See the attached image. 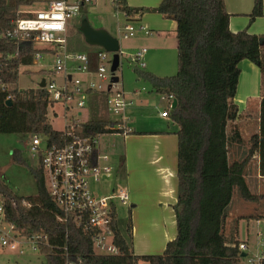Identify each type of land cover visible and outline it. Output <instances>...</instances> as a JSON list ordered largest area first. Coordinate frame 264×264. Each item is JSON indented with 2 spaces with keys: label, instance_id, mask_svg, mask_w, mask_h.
Masks as SVG:
<instances>
[{
  "label": "trees",
  "instance_id": "16d2710c",
  "mask_svg": "<svg viewBox=\"0 0 264 264\" xmlns=\"http://www.w3.org/2000/svg\"><path fill=\"white\" fill-rule=\"evenodd\" d=\"M34 1L0 0V34L13 28L14 20L20 16V6H30ZM112 8L114 11L120 8L128 16L144 10L155 11L176 22V73L157 76L141 68L133 69L154 91L171 93L177 101L168 110L170 119L178 126L177 192L172 206L175 237L166 242L162 253L135 254L130 215L124 224L114 217V241L119 252L97 254L73 222L58 221L59 209L46 190L39 165L32 169L34 196L14 194L0 177L2 219L12 224L19 235L38 237V251L45 258L43 264H240L239 240L236 234L226 233L225 226L234 188L245 200L259 198L250 191L245 175L256 153L259 173L264 176V95L258 131L247 139L248 147L240 158L230 160L231 145L243 144V137L233 123L239 116L233 98L242 60L257 65L263 77L264 36L245 29L231 31L224 0H161L158 6L149 9H132L125 0H115ZM263 11V0H253L249 21ZM16 50L17 55L6 58ZM35 51L32 42L0 37V133L21 134L26 139L43 134L52 142L61 133L47 120V91L40 86L25 89L17 86L19 67L31 64ZM89 59L90 66H96V52L89 54ZM86 94H100L106 103V91L88 89ZM8 95L10 104L5 102ZM113 122L87 119L80 125V131L112 133L115 131L108 125ZM12 156L14 161L23 162L19 152L14 150Z\"/></svg>",
  "mask_w": 264,
  "mask_h": 264
},
{
  "label": "built area",
  "instance_id": "2783aa9c",
  "mask_svg": "<svg viewBox=\"0 0 264 264\" xmlns=\"http://www.w3.org/2000/svg\"><path fill=\"white\" fill-rule=\"evenodd\" d=\"M115 0H110L114 3ZM92 0H47L38 9L18 11L12 29H8L1 36L15 39L16 42L29 41L36 49L33 59L41 57L37 43H50L49 50L53 53L51 72H61L63 81L56 85L53 81L44 82L43 88L48 93L49 105L53 115L57 116V108L62 109L63 127L56 130L61 135L55 141H49L43 134L29 137L25 143L26 151L31 160L37 161L42 168L46 190L59 209L58 221L73 222L82 235L87 238L97 254L115 255L119 249L115 244L113 218L118 217L116 202L129 204V192L122 186L113 187L108 192L96 193L90 188V181L99 182L111 175L112 168L107 163L108 155L98 148L99 134L80 131L81 110L86 106V91L88 89L107 92L106 108L118 119L108 125L117 133L126 134L130 127L127 108L131 104L125 92L118 87L119 79L114 82L111 77L115 72L110 71L112 53L100 47L96 51L98 62L94 74L99 79L84 81L73 72H90V59L85 53H68L66 51L65 31L67 21L80 13V7L91 4ZM124 13V12H123ZM126 17H129L124 13ZM137 30L149 34V30L140 25L138 29L126 23L122 28L124 38L132 36ZM120 31V30H119ZM120 31V32H121ZM48 49V48H47ZM145 48L134 51L131 59L140 68L145 66ZM18 54V50L7 54L11 58ZM120 55V50H119ZM109 66V67H108ZM143 89V88H142ZM138 90H134L137 93ZM76 97V99H75ZM167 100L168 105L161 115L167 116L172 100L171 93L160 95ZM10 99V96H7ZM75 100V105L70 103ZM78 110L77 114L74 111ZM0 216L3 207L0 202ZM7 229H0V247L17 248L23 242L31 245V249H38L37 236L24 237L19 235L12 224ZM260 236V233H258ZM44 238V237H43ZM238 249L244 252L245 261L240 264H264V240L258 244L254 254L248 255V244L239 240ZM22 253V249L19 248ZM66 264H72L66 262Z\"/></svg>",
  "mask_w": 264,
  "mask_h": 264
},
{
  "label": "rangeland",
  "instance_id": "374dc122",
  "mask_svg": "<svg viewBox=\"0 0 264 264\" xmlns=\"http://www.w3.org/2000/svg\"><path fill=\"white\" fill-rule=\"evenodd\" d=\"M47 0H35L30 6H20L18 11L28 9H38L44 5ZM92 5L84 6V9L78 14L71 17L67 21L65 40L66 51L68 53H94L100 47L96 45L88 44L83 34L79 30L80 23L85 19L92 28L104 27L110 32L111 35L117 38L119 43V66L115 71V75L118 76L119 85L126 93V97L136 100L137 98L148 96V105L143 107L147 108L145 113H133L129 124L135 129L140 126L144 129L151 128V126L162 125L164 120L169 121V118H163L159 115V112L167 107V102L160 98V93L154 91L152 86L138 78L133 71L135 66L134 61L131 59V55L134 51L145 48L147 50L144 56L145 66L141 69L146 70V64L151 62L153 66H156L158 70L156 75L167 76L174 75L176 73V51L169 50V40L156 38V32L149 30L145 22H140L139 19H133L131 16L126 17L122 9L112 8L110 0H92ZM128 23L134 28L138 29L140 25L145 29L151 31L150 34H143L142 32H135L132 36L124 38L122 35L123 26ZM104 29V30H105ZM121 32H120V31ZM36 47L39 49H46L51 47L50 43H37ZM41 51V50H40ZM41 57L33 59L31 64L21 65L18 70L17 86L21 89L38 87L41 79L44 81H53L56 85H61L63 81V75L61 72H51L53 53L50 51H41ZM152 57V58H151ZM109 67V66H108ZM148 70V69H147ZM85 72H73L74 76L80 78L83 77ZM91 78L99 83V79L96 75H92ZM85 81V80H84ZM263 89H264V75H263ZM132 88H136L137 94L130 93ZM143 88L142 90H140ZM76 99V97H75ZM71 105H75L73 100ZM57 116L53 115L51 108L47 111V120L53 129L61 130L63 127L62 109L57 108ZM78 110L74 111L77 114ZM81 120L87 119H107L116 121L118 116L113 115L106 108L105 101L102 105H86L81 110V115H78ZM138 121V122H137ZM139 121H142L140 124ZM239 128L244 139L243 147H247V139L256 130L255 120H247L245 123L238 122ZM170 124V123H169ZM117 133H106L99 135V143L104 152L108 155V164L111 165L113 171L111 176L101 180L99 182L90 181V188L96 193L105 192L106 186L110 185L112 180L116 181V187L123 185L125 175L123 172L117 174V169L121 161L122 143L119 138L116 137ZM29 138H24L21 134L15 133H0V177H2L8 186L12 189L14 194L19 196H34L36 193L35 182L32 175V169L38 167V163L35 160H31L25 148ZM19 152L23 162L14 161L12 152ZM239 151L230 147V159L238 158ZM118 171H121L119 168ZM254 159L251 160L248 173L250 174L246 179L249 189L252 193L258 194L259 198L254 201H248L243 199L238 191L234 188L231 201L228 205V216L225 226L226 233L236 234L238 240L246 241L248 244V255L254 254L258 249V244L261 240H264V178L259 179V185L255 187L256 183L253 181L254 173ZM127 203L121 204L116 202L119 212L118 217L123 221V224L128 216ZM246 215H254V217L246 218ZM255 217H258L255 218ZM163 222L161 221H140L137 225L139 228H144L150 235H156L157 227H160ZM175 224V223H174ZM172 223V225L174 226ZM0 229L6 230L7 223L0 216ZM155 233V234H154ZM260 233V236L258 235ZM140 237V236H139ZM156 236H153L155 239ZM175 237V234H174ZM173 237V238H174ZM172 238V239H173ZM171 239H168L169 241ZM166 241V242H167ZM158 250L160 245H155ZM19 248L22 249V253L19 252ZM138 250H145L140 246H137ZM157 252V251H155ZM161 252V251H160ZM162 253V252H161ZM158 254V253H156ZM45 258L37 250L31 249V245L27 242H23L17 248L0 247V264H43ZM241 261H245V257L241 258Z\"/></svg>",
  "mask_w": 264,
  "mask_h": 264
},
{
  "label": "crops",
  "instance_id": "0c3cea01",
  "mask_svg": "<svg viewBox=\"0 0 264 264\" xmlns=\"http://www.w3.org/2000/svg\"><path fill=\"white\" fill-rule=\"evenodd\" d=\"M160 1L161 0H125L127 6L132 9L155 8L158 6ZM92 4L93 3L83 5L82 10L84 9V6ZM224 4L226 11L229 13L228 26L231 31L236 32L245 29L251 34L264 36V11L262 15L255 17L252 21H249V14L253 8V0H224ZM131 17L133 19H139L140 22H145L149 30L156 32V38L164 40L168 39L169 42L167 43L169 50L173 47V50L176 51L177 42L175 37V20L165 18L155 11L147 10H144L141 13H135ZM101 28L105 29L104 27ZM137 32L143 33V31L140 30H137ZM150 33L151 31H149V34ZM47 50L50 51L49 48ZM91 53H87L88 56ZM146 68L148 70L146 69L145 71H149L155 75L159 73L157 72L158 70H156V66H153L151 62H148V65L146 64ZM94 70L95 65L92 64L90 66V72L83 73V77H85L81 79L85 81L92 79L91 76L95 75ZM262 79V73L257 65L249 60H242L240 62V74L238 77L236 94L233 98V103L237 105L239 114L238 118L233 123L236 124L240 133L241 129L239 128L238 122L245 123L247 120H255L256 130L254 132L258 131L260 101L264 95ZM135 89L136 88H132L129 92L137 94L134 92ZM140 90H142V88ZM100 96V94H87L86 105H102L105 100H101ZM148 96L149 95H146L145 97L137 98L136 100L126 97L127 100L131 102L127 108V114L130 119L133 113L137 114L147 112V108L143 107L145 105H148V109L150 110L149 105L151 104H149ZM165 101L167 102L166 105H168V101ZM163 110L159 112V115L163 118H169L170 122L162 119L165 121L162 125L151 126V128L146 129H144L143 126H137V128L134 129V126L132 127L131 124L128 123L130 130L126 134L112 132L117 133L115 135L119 138L118 141H120L123 145L121 161L117 169V174L119 172H123L125 175L123 180L124 182L123 185L119 186L126 188L129 192L130 198L127 206V212L132 221L131 241L135 254H159L163 251L166 241L168 239H172L174 234H176L174 224L175 215L172 206L176 201L177 192L176 131L178 126L170 119L169 114L167 116L161 115ZM139 123L141 124L142 121H139ZM231 147L239 151L238 158H240L243 149L246 148L243 147V144L241 147H238V145H231ZM98 148L100 151L105 153L99 143V139ZM253 159L254 174L251 176H253V181L256 183L255 187H257L259 185V179L264 178V176L259 173V157L256 153L253 154L251 160ZM251 160L247 166L245 178L250 175L248 173V169ZM119 168H121V171H118ZM115 183L116 181L112 180L110 185L106 186L107 190L105 192H108L111 188L116 187ZM151 220L163 222L160 227H157L156 235L148 234L144 228L140 229L139 225H137L140 221L148 222ZM153 236H156L155 239ZM139 244L145 250H138L137 246ZM155 245H160L158 250H153V248H156Z\"/></svg>",
  "mask_w": 264,
  "mask_h": 264
},
{
  "label": "water",
  "instance_id": "95a60500",
  "mask_svg": "<svg viewBox=\"0 0 264 264\" xmlns=\"http://www.w3.org/2000/svg\"><path fill=\"white\" fill-rule=\"evenodd\" d=\"M80 32L83 34L85 41L88 44L96 45L98 47H102L108 52L112 53V61L110 66V71L115 72L119 66V43L116 37L111 35L108 31L102 28H92L88 22L83 19L79 26ZM112 81L116 82L118 80V76L113 75L111 77ZM44 79H41L39 86H44ZM6 104H10L11 100L6 99ZM176 99H173L171 107L174 108L176 105ZM240 256H244V252L240 253Z\"/></svg>",
  "mask_w": 264,
  "mask_h": 264
}]
</instances>
